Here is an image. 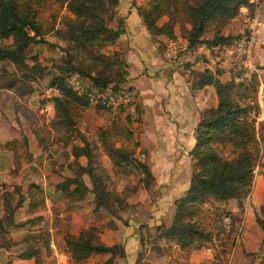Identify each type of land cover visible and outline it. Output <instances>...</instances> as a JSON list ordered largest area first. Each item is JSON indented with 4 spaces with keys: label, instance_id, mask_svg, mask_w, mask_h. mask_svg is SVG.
<instances>
[{
    "label": "rangeland",
    "instance_id": "rangeland-1",
    "mask_svg": "<svg viewBox=\"0 0 264 264\" xmlns=\"http://www.w3.org/2000/svg\"><path fill=\"white\" fill-rule=\"evenodd\" d=\"M120 1H117L114 8V19L107 21L108 27L115 28L118 19H125V8L128 4L134 6L139 1L142 3L139 6L148 7L156 0ZM19 2L21 5L26 4L31 10L35 20L45 30L43 38L49 43H31L24 51V66H17L9 60H0V217L4 219L8 229L0 231V247L14 249V257H19L22 252L36 251L35 264H103L106 258L102 255H92L81 261L73 260L64 236L76 235L91 228L94 238L101 240L108 236V242H112L116 239L112 233L123 228L120 243L123 240L128 243V257L131 261L134 254L133 262L125 261V264H188L187 258L192 251L210 245L213 238L216 242L218 239L221 241V245L212 244L215 249L214 259L197 264H229L233 232L224 221L230 213L219 205L220 201L206 198L193 209L191 220L208 233L207 238L195 239L190 247L177 253L174 241L159 237L155 229L157 224L166 227L174 219V196L170 195L174 181L156 187L154 179H150L146 186L143 181L145 174L140 171L136 161H141L150 168V163L158 159L165 149L166 134L156 132V126L149 117V109L144 108V115L138 100V90L129 86L127 79L116 83L120 78V70L125 68L124 64L121 67L113 64L111 70L100 64L97 68L114 78V83L108 87L115 92L129 89L136 93L133 103L117 107H106L91 101L85 107L73 105L74 124L70 128L62 125L55 115L47 119L45 113L40 114L38 108L43 106L44 101L38 95L50 85L51 78L55 75L64 76L67 84L74 76L79 81L80 87L77 91L80 93H93L97 87L83 73L66 72L60 67H66L64 61L67 52L73 56L76 52L73 44L63 34V20L72 17L65 3L60 0ZM119 4L123 5L122 8H118ZM197 4L198 0H159L156 23L168 24L173 37L168 38L164 34L149 35L150 42L156 46V51L167 64L174 66V69L192 73L207 69L199 59L194 62L185 61L181 56L186 51L179 52L180 64L176 58L167 61L165 54L174 46L180 50L188 45L191 21L187 6ZM239 23L234 18H215L207 23L202 38L212 39L215 35L237 36ZM10 43V39L2 41L3 45L8 46ZM115 43L116 41L107 43L98 51L109 56L117 53L114 58L122 60L128 67L124 56L127 51L124 43L118 49H115ZM255 56L260 73L244 83L237 84L233 81V70L220 69L211 72H218L222 82L231 84L232 98L239 104L248 106V118L255 126L256 136L264 140V64L256 53ZM80 58L81 55L77 60ZM78 65L85 72L93 67L86 59L78 62ZM195 67H199V71ZM190 77L192 80L191 73ZM146 82V77L138 81L139 85H145ZM28 100H31V106L28 105ZM84 141L89 147L93 165L102 177V189L113 195V214L102 208L95 210L93 194L88 190L78 199L77 196H70L67 191L56 188L65 179L76 176L78 165L88 164L86 156L75 158L73 155L74 148L83 146ZM108 147L124 150L129 156L128 159L116 161L108 152ZM217 148L221 154H228L226 149L219 146ZM195 169L194 164L193 172ZM82 179L91 189L89 176L83 174ZM29 186H38L42 190V194L34 195L36 204L31 207L28 205L29 199H32L29 196ZM73 188L74 185H71L70 189ZM6 199L12 206L10 215L5 210ZM18 201L21 202L19 206L16 205ZM238 202L242 205V199ZM137 226L141 233L138 242L133 245L132 237ZM55 250L64 253L67 258L64 260L62 256H58ZM124 258L126 256L117 259V264ZM1 259L4 257L0 256Z\"/></svg>",
    "mask_w": 264,
    "mask_h": 264
},
{
    "label": "trees",
    "instance_id": "trees-1",
    "mask_svg": "<svg viewBox=\"0 0 264 264\" xmlns=\"http://www.w3.org/2000/svg\"><path fill=\"white\" fill-rule=\"evenodd\" d=\"M60 1L65 3L68 11L72 14V17H66L63 20L65 26L63 34L65 39L71 42L73 48L76 49V52L73 53L74 56L67 52L64 61L66 67L60 66L61 69L74 74L83 73L94 86L104 89L114 83V78L98 69L97 65H103L106 69L111 70L113 64L120 67L124 64L125 68L120 70V78L116 83L127 79L129 75L127 65L122 60L114 58L117 53L109 56L98 51L105 44L116 41L125 32L123 19L117 20L116 28L107 25L108 20L114 19V8L118 0ZM247 3L248 0H198L196 6L188 5L187 12L191 28L188 31L187 46L190 48L201 42L208 44L232 42L238 35H215L212 39L202 38V35L209 21L215 18L233 19L238 15L239 7ZM158 9L159 0L151 3L148 7L136 6V11L150 36L164 34L171 38L173 32L168 24L158 25L156 23ZM29 32H32V35ZM44 34L45 30L35 20V16L31 14V10L26 4L21 5L19 0H0V60H9L17 66H24V51L31 43H49L43 38ZM6 39L11 40L8 46L2 44V41ZM80 55L81 58L77 60ZM83 59L93 64L89 72H85L84 68L78 65V62ZM91 71H95V73ZM190 73L192 86L212 85L214 87L217 104L203 110L202 118L195 127V144L187 153L194 160L196 169L192 173L189 186L183 195L174 200V219L169 226L157 225L155 227L160 238L172 240L185 250L190 247L193 240L208 237V233H205L191 220L196 204L206 198L217 201L235 198L240 201L251 188L254 170L260 156L256 129L252 120L248 118L249 108L232 98L231 84L222 82L218 72L212 73L204 70L195 73L190 71ZM50 85L58 86L61 92L60 96L53 100L54 115L61 120L62 125L65 124L67 128H70L74 124L72 106H88L90 103L89 94L74 90L62 75L53 76ZM135 95L136 93H134V97ZM217 146L226 149L228 154L226 156L221 154ZM107 149L116 161H126L129 157L124 150L112 147ZM73 155L75 158L86 156L88 164L78 165L76 176L67 178L58 184L57 190L67 191L70 196H77L78 199L88 190L93 194L95 210L102 208L113 214V195L102 189V177L93 165L87 143L84 141L83 146L75 147ZM136 164L145 174L143 181L147 186L148 181L154 179L151 170L141 161L137 160ZM83 174L89 176L91 189L83 182ZM71 185H74L73 189H70ZM28 191H31L29 196L32 199H29L28 203L31 207L36 204L34 195L42 194V190L38 186H29ZM4 205L8 215L12 214L10 201L6 199ZM16 205H21V202L18 201ZM256 220L264 232V203L261 205L260 215L256 217ZM6 229L4 219L0 217V231H6ZM64 240L75 261L87 259L92 255H107L103 264H117V259L126 256L125 243L105 245L98 238L93 237L91 228L82 230L76 235L66 234ZM36 253L32 250L22 252L19 256L30 258Z\"/></svg>",
    "mask_w": 264,
    "mask_h": 264
},
{
    "label": "crops",
    "instance_id": "crops-1",
    "mask_svg": "<svg viewBox=\"0 0 264 264\" xmlns=\"http://www.w3.org/2000/svg\"><path fill=\"white\" fill-rule=\"evenodd\" d=\"M127 1L130 2V0ZM120 2L124 3L123 0ZM136 4L126 6V14L129 13L127 17L125 14L123 20L125 32L116 40L114 47L118 49V46L124 43L127 49L124 56L129 72L127 83L135 87L136 91L138 90V100L144 115H146L144 108L149 109V117L152 120L151 123L156 126V132L166 134L165 149L158 159L150 163L149 169L154 177V183L157 184L156 187L168 181H174L170 195L176 200L189 186V179L194 170L195 162L187 152L195 144V127L202 111L216 106L217 97L212 85L192 86L190 72L174 69V66H170L160 57L156 46L150 42V36L136 11V6L142 3L137 1ZM122 6L119 4L118 8ZM255 53L260 62L264 64V31L259 35ZM143 77H146L147 82L145 85L144 83L139 85L138 81ZM220 77L222 79V76ZM258 140L260 156L254 170L250 192L242 198V205L235 198L218 202L230 213L224 219L226 226L233 232V247L228 257L229 264H262L264 256V232L256 220V217L260 215L261 205L264 203V140H260L259 137ZM122 231L123 228H119L116 233H112V236L116 238L112 242H108L110 239L108 236L99 240L105 245L120 243ZM140 233L141 230L137 226L132 237L133 245L138 242ZM123 243L126 246V258L120 259L118 264H125V261L132 263L134 254L131 261L128 257V243L124 240ZM212 244L221 245V241L218 239L216 242L213 238L210 245L194 249L187 258L188 264L213 260L215 249ZM174 248L177 253L183 252L176 244ZM135 251H137L136 246ZM14 254V249L7 248V246L0 247V256L4 257L0 260V264H35V255L22 258L14 257ZM102 256L108 257L107 255ZM9 260H12V263H9Z\"/></svg>",
    "mask_w": 264,
    "mask_h": 264
},
{
    "label": "built area",
    "instance_id": "built-area-1",
    "mask_svg": "<svg viewBox=\"0 0 264 264\" xmlns=\"http://www.w3.org/2000/svg\"><path fill=\"white\" fill-rule=\"evenodd\" d=\"M239 23V35L230 43L208 44L205 42L196 43L192 47L184 46L180 50L174 46L165 54V59L170 61L174 58L178 59L180 51H186L181 57L185 61L194 62L199 59L203 67L210 71L233 70V81L237 84L244 83L251 79L255 74L260 73L257 66L255 48L259 35L264 31V0H248L247 4L241 5L238 15L234 18ZM32 35V32H29ZM177 63H181L179 58ZM70 87L78 90L79 81L72 76L69 80ZM61 94L60 88L55 85L47 86L38 97L44 101L43 106L38 108L40 114H46L49 119L54 115L53 100ZM89 94V100L106 107H117L121 104H129L134 101V92L127 90H119L115 92L113 88L106 87L104 89L96 88V91ZM31 106V100H28ZM58 256H62L65 260L67 256L64 253L57 252ZM264 264V256L262 258Z\"/></svg>",
    "mask_w": 264,
    "mask_h": 264
}]
</instances>
